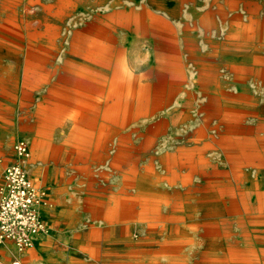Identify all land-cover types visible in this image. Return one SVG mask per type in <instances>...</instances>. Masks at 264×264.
Instances as JSON below:
<instances>
[{
  "label": "rangeland",
  "instance_id": "obj_1",
  "mask_svg": "<svg viewBox=\"0 0 264 264\" xmlns=\"http://www.w3.org/2000/svg\"><path fill=\"white\" fill-rule=\"evenodd\" d=\"M52 1L55 0H0V35L9 40L11 33L14 34L15 40L8 43L18 56L10 53L12 56L0 59V74L10 79L7 80L9 87L5 88L15 94L16 136L28 131L29 122L32 127L41 126L38 103L42 95L48 94L46 91L54 89L44 84L53 83L57 78L56 65L63 62V69L74 68L68 67L67 63L71 62L73 30L100 19L107 12L117 13L124 7H132L131 20H121L112 28L106 57L110 58L113 68L124 70L121 73H126L129 83L135 81L136 75L145 83L152 74H157L159 84L165 86L153 88L158 89L160 98L155 100L152 108L142 107L138 112L132 109V116L126 123L118 118L123 114L119 107L121 109L132 97L110 104L108 119L111 126L127 130L126 158L116 161L122 167L112 165L109 172L110 183L121 181L127 187L129 257L125 264H264V187H249L243 177L246 171H252L251 176H264V109H261L264 105V0H144L143 3L134 0L129 6L124 5L129 0L75 1L61 19L51 20L53 25L59 26L55 48H51L50 43L42 44L28 37V28L41 16V6ZM141 9H144V17L141 13L137 15ZM11 11H15L14 21L19 28L5 24ZM162 15L178 17L179 22L173 28L168 27L170 24ZM148 16L159 24V38H150L152 24L147 23L150 21ZM25 20L31 21L29 25ZM36 29L42 31L43 27L37 25ZM126 30L138 31L142 37L134 44L127 43L124 48L120 39L114 38V32L120 34ZM92 31L84 36L93 35ZM186 38L199 39L197 43L204 60L206 51L214 48L222 51V63L218 66L222 71L219 73L228 81L231 72L238 74L237 94L219 89L220 96L214 101L204 95L205 88L186 87L185 84L192 82L198 84L193 62L196 44L186 43ZM210 38L217 41L216 47ZM29 47L45 48L43 52L48 53L36 72L38 77L26 85L24 54ZM104 58L89 61L102 62ZM233 62L237 69H231ZM7 63L14 67L13 71L3 68ZM180 66L188 70L187 75L191 73V80L185 73L175 70ZM174 74L181 76L177 81L182 87L172 85L178 83L172 78ZM189 89H194L195 93L186 103L167 100H174ZM5 97L0 91V101ZM2 106L0 103L1 114L6 112ZM168 110L171 115H181L153 139H147L143 131L147 124L158 119L157 114ZM62 122L70 127L73 121L66 117L54 126L59 127ZM96 122H99L98 118ZM114 146L112 140L111 149L116 155L118 150ZM194 146L199 147L201 162L187 161L180 153L184 148L186 154L191 155L197 151L193 150ZM165 151L173 155L163 164L156 156ZM157 182L164 188L160 194H156ZM148 188L154 189L155 195L144 194V189ZM190 208L196 211L191 218L187 215ZM201 212H209L210 216L199 217ZM247 259L249 261L245 262ZM12 260L3 258L1 264H12Z\"/></svg>",
  "mask_w": 264,
  "mask_h": 264
},
{
  "label": "crops",
  "instance_id": "obj_2",
  "mask_svg": "<svg viewBox=\"0 0 264 264\" xmlns=\"http://www.w3.org/2000/svg\"><path fill=\"white\" fill-rule=\"evenodd\" d=\"M132 1L134 0H129L124 5L129 6ZM138 1L144 2V0ZM162 16L170 24L168 27L173 28L179 22L178 17ZM148 17L150 21L147 23L152 24L150 38H159V30L154 29V21L151 16ZM114 34V38L120 39V44L124 48H127V43L134 44L142 37L135 30L122 31L120 34L114 32ZM86 37L89 38L91 35ZM197 41H199L197 38L191 40L186 38V43L196 44L193 62L198 79V84L192 82L185 84L186 87H203L206 89L204 95H208L211 97L210 100L214 101L220 96L219 89L221 92L227 90L228 94H233V91L237 94L238 74L231 72L228 81L219 73L222 71L218 67L222 63V51L217 48L210 52L206 51L204 60ZM210 41L216 47L217 41L213 38H210ZM108 53H105L102 62H87L83 57L84 49L78 46L71 48L69 60L74 69L71 72L63 69L61 67L63 62L56 65V69L59 70L57 78L53 83L44 84L45 87L54 89L46 91L48 94L42 95L38 103L40 118L38 120L42 121L41 126L32 127L29 122L30 128L23 132L22 136H16L15 94L5 88L9 87L7 83L9 77L3 78L0 74V91L6 96L5 100L0 101L3 105L2 109H6V112L0 113V187L4 183L7 162L11 160L12 163L15 159L12 155L14 144L22 138L29 144L31 153L27 160V172L41 200L39 212L44 224L43 229L33 236L32 245L27 248L19 250L10 241L0 242V264L6 257L12 258V262L17 260L18 264L126 263L127 187L121 181L110 183L109 172L112 165L122 167L116 164V161L126 158L124 149L127 130L121 126H111L108 119L110 104L112 101L124 102L128 96V86L134 87V92L129 96L137 102L143 97L139 87L150 85L152 88H158L165 85L159 84L157 74H152L145 83L138 75L133 83L127 82L126 73H121L124 70L111 66L110 58L106 57ZM156 59H158L157 54ZM234 62L230 64L231 69H237ZM3 68L13 71L14 67L7 63ZM175 70L185 73V77L191 80V73L187 75L188 70L184 67L180 66ZM80 72L84 73L82 77L79 75ZM179 77L181 76L176 74L172 76L176 81L181 80ZM192 77L195 78V75ZM168 79H171V75H168ZM172 85L182 87L180 82ZM194 89L177 95L174 100H167L186 103L188 97L194 95ZM159 95L158 89H152L148 96H151L150 100L153 101L160 98ZM49 106L53 107L54 118L49 125L43 127L42 124L48 123L45 120L46 108ZM73 115L93 121L95 126H79L74 121ZM66 117L73 121L70 127L65 126L63 122L59 127L54 126L59 119ZM97 118L99 122H96ZM112 140L115 150H118L116 155L111 149ZM155 186L156 194H160L161 189H164L160 182Z\"/></svg>",
  "mask_w": 264,
  "mask_h": 264
},
{
  "label": "bare ground",
  "instance_id": "obj_3",
  "mask_svg": "<svg viewBox=\"0 0 264 264\" xmlns=\"http://www.w3.org/2000/svg\"><path fill=\"white\" fill-rule=\"evenodd\" d=\"M75 1H84V0H55L54 2L52 1V3L50 4H46V5H42L41 6V16L39 18L34 19L33 22L34 25L30 26L28 29L30 30L28 37L30 40H39L40 43H50L52 44L51 48H55V39L58 37V25H53L52 21L53 19H61V17H63V15H65L74 5H75ZM117 1V0H116ZM114 1V2H116ZM227 1V0H226ZM98 2V1H97ZM101 2V1H100ZM13 3V2H12ZM99 4V3H98ZM117 5V4H116ZM227 6V5H226ZM231 7V6H230ZM3 9V8H2ZM15 10V9H14ZM25 10H27V7L25 6ZM133 10L132 7H124L122 8L120 11L118 10L117 13H105L101 16L100 19L98 20H93L91 22H87L84 26H82V28H76L73 30L72 33V38H71V45L72 47H76L78 46L81 49H84V59L88 62L89 60L95 58V59H99L105 56V53H107L106 49L110 46V34L112 32V28H114L115 26H117L119 24V22L121 20L123 21H128L131 20V11ZM174 11V10H173ZM120 12V13H119ZM137 12V11H136ZM144 9H141L140 11H138L137 15L139 13H141V15H144ZM15 11H11V13L9 14V17L7 18L5 24L7 26H11V27H17L16 26V21H14V14ZM43 15V16H42ZM120 15V16H119ZM17 16V15H16ZM115 16V18H114ZM144 17V16H143ZM264 18V17H262ZM25 19V18H24ZM256 19V18H255ZM241 20V19H240ZM249 20V19H248ZM26 21V20H25ZM31 21H26V23H30ZM23 23V22H22ZM96 24V25H95ZM24 25V24H23ZM42 26L43 30H37L36 26ZM93 25H95L93 27ZM148 25V24H147ZM241 25V24H240ZM249 25V24H248ZM149 26V25H148ZM153 26L154 29L159 30V24L156 22H153ZM264 26V25H262ZM239 27V26H238ZM19 28V27H17ZM150 28V26L148 27ZM245 28V27H244ZM249 28V26H248ZM254 28V25L252 27V29ZM259 28V25H258ZM252 29H248L252 30ZM16 30V29H15ZM91 30H93L91 37H86L84 36L86 33H88ZM7 32H10L9 30H7ZM11 33V32H10ZM253 33V32H252ZM12 37L9 38V40H6L3 36L0 35V58L1 57H5V56H12L10 53H13L12 50L10 49L11 47H9V41L15 40L14 34L11 33ZM240 35V34H239ZM243 36V35H242ZM254 36V35H253ZM255 37V36H254ZM259 37V36H258ZM7 38V37H6ZM22 38V37H21ZM64 38V37H63ZM239 38V37H238ZM54 45V46H53ZM41 48V47H40ZM49 48V47H48ZM43 50L45 51V48L42 49H35V48H28V50H26V53L24 54V60H25V80H26V85L27 82L32 80L33 78L38 77L36 74V72L38 71V69L40 68V66L44 63V61L47 59V54L48 52H43ZM13 56L17 57L14 53ZM68 63V67L73 66L72 62H67ZM66 63V64H67ZM210 66V65H209ZM87 68V67H86ZM74 69V68H73ZM72 71V69L68 68L67 71ZM92 70V69H91ZM213 73V72H212ZM83 72H80L79 75L80 77L83 76ZM256 74V73H255ZM206 75V74H205ZM257 76V75H256ZM68 78H71V76H68ZM10 80V79H9ZM10 82V81H9ZM151 86L150 85H143L141 87H139V90L142 92L143 97L140 101H133L132 99H128L124 102L122 108L120 109L119 107V111H123V114H119L118 118L122 123H126L128 121V119H130V117L132 116V109L133 111L138 112L142 107H151L152 104H156V101L153 100L151 101L150 98H148V95L151 92ZM134 87H127V94L128 96L131 94V92H134ZM65 94V93H63ZM133 103H136L135 106H133ZM133 106V108H132ZM153 106V105H152ZM53 107L49 106L46 108L47 110V118L45 121H47V124H42L44 125L43 127L49 125L50 121L53 120L54 118V112H53ZM261 109H264V105H262ZM181 115V114H180ZM179 115V116H180ZM179 116L177 115H171V111H166L165 113H159L157 114L156 117H158V119H155L154 121H152L151 123L147 124L146 128L143 130L144 132H146L147 135V139H153L156 135H158L162 130L166 129V127H168V125L170 124L171 121L177 119ZM184 116V115H183ZM73 119L74 121H76L79 126H95V123L93 121H88L87 119H85L84 117H79L76 115H73ZM51 125V124H50ZM111 133V132H110ZM29 138V137H28ZM193 150H197L195 152H192L191 155L186 154V152L184 151V148L180 149V153L185 155V157H187V161H192V159L197 160V162H201L200 160H203L202 155L199 154V147L198 146H194ZM234 151V150H233ZM179 152L177 155H179ZM259 152V151H258ZM199 154V155H198ZM261 154V153H260ZM170 152L165 151L159 155L156 156V158L161 162V163H168V161L170 160V158L172 157ZM255 159V158H254ZM257 159V158H256ZM262 159V158H261ZM196 162V161H195ZM236 166V165H235ZM31 167V166H30ZM207 167V166H206ZM210 167V166H209ZM258 168V167H256ZM208 169V168H207ZM215 171V170H214ZM138 172V171H137ZM143 172V171H142ZM252 172V171H251ZM251 172L246 171L243 173V177H244V181L247 182V186L249 187H264V176H261L259 174H256L254 176H251ZM254 172V171H253ZM152 173V172H151ZM242 175V174H241ZM159 177V176H158ZM226 178V177H225ZM159 180V179H158ZM243 181V182H244ZM225 182V181H224ZM223 183V182H222ZM226 183V182H225ZM231 184V183H230ZM243 185V184H242ZM212 187V186H211ZM162 190V189H161ZM249 190V189H248ZM260 190V189H259ZM154 192V189H144V194H148V193H152ZM155 195V194H154ZM160 196V195H159ZM122 200V199H121ZM137 200V199H136ZM231 200V199H230ZM124 201V199H123ZM183 201V200H182ZM199 201V200H198ZM205 201V200H204ZM222 202V201H221ZM121 203V202H120ZM124 203V202H123ZM224 203V202H223ZM227 203V202H226ZM126 204V203H124ZM128 204V203H127ZM126 204V205H127ZM132 204H134L132 202ZM232 204V203H231ZM236 204V203H234ZM121 205V204H119ZM233 205V204H232ZM133 206V205H132ZM233 207V206H232ZM183 208V206H182ZM233 209V208H230ZM123 211V210H122ZM230 211V210H229ZM124 213V212H123ZM129 213V212H128ZM196 213L195 209L190 208L189 209V213H187V215H189V217L191 218L192 216H194ZM209 213V212H208ZM207 212H201L199 214V217H207L210 216ZM125 214V213H124ZM123 215V214H122ZM125 216V215H124ZM121 217V216H120ZM126 217V216H125ZM134 221V220H133ZM129 224V223H128ZM132 224V223H131ZM209 224V223H208ZM206 225V224H205ZM220 225V224H219ZM201 228V226H199ZM220 230V229H219ZM249 231V230H248ZM196 232V231H195ZM194 232V233H195ZM255 232V231H254ZM129 233V232H128ZM193 233V232H192ZM221 233V232H220ZM264 235V234H262ZM201 236V235H200ZM223 237V236H222ZM195 238V237H194ZM253 240V239H251ZM131 241V240H130ZM196 243V240H195ZM202 244V243H201ZM254 244V242H253ZM165 246V245H164ZM173 246V245H172ZM194 246V245H193ZM192 246V247H193ZM247 247V246H246ZM245 247V248H246ZM160 248V247H159ZM194 248V247H193ZM248 248V247H247ZM166 249V248H165ZM181 249V248H180ZM191 249V248H190ZM253 249V248H252ZM158 250V249H157ZM170 250V249H169ZM177 250V249H176ZM196 250V249H195ZM242 250V249H241ZM249 250V249H248ZM255 250V249H253ZM171 251V250H170ZM187 251V250H186ZM245 251V250H244ZM190 252V251H189ZM229 252V251H228ZM249 252V251H248ZM174 253V252H172ZM185 253V252H184ZM252 253V252H251ZM193 254H194V250H193ZM248 254V253H247ZM188 255V254H187ZM223 255V254H221ZM166 256V255H165ZM198 256V253H197ZM235 256V255H233ZM240 256V255H239ZM236 256V257H239ZM129 257V256H127ZM209 257V256H208ZM211 257V256H210ZM213 257V256H212ZM248 257V256H247ZM246 257V258H247ZM152 258V256H151ZM176 258V257H175ZM220 258V257H219ZM225 258V257H223ZM250 258V257H249ZM144 259V258H143ZM160 259V258H159ZM173 259V258H172ZM244 259V258H243ZM167 260V258H166ZM174 260V259H173ZM172 260V261H173ZM177 260V259H176ZM186 260V259H185ZM190 260V259H189ZM229 260V259H228ZM179 261V259L177 260ZM176 261V262H177ZM184 261V260H183ZM238 261V260H237ZM244 261V260H243ZM249 261L248 259L245 260V262ZM181 262V261H180ZM190 262V261H188ZM208 262V261H206ZM223 262V261H222Z\"/></svg>",
  "mask_w": 264,
  "mask_h": 264
},
{
  "label": "built area",
  "instance_id": "obj_4",
  "mask_svg": "<svg viewBox=\"0 0 264 264\" xmlns=\"http://www.w3.org/2000/svg\"><path fill=\"white\" fill-rule=\"evenodd\" d=\"M30 153L26 140L21 138L15 142V159L5 168L4 183L0 187V242L10 241L19 250L31 246L33 236L44 227L38 191L27 172Z\"/></svg>",
  "mask_w": 264,
  "mask_h": 264
}]
</instances>
